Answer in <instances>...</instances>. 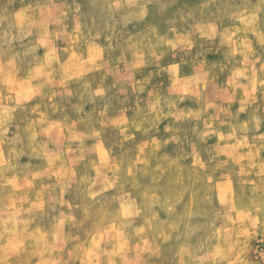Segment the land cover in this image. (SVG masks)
<instances>
[{
    "label": "clouds",
    "instance_id": "1",
    "mask_svg": "<svg viewBox=\"0 0 264 264\" xmlns=\"http://www.w3.org/2000/svg\"><path fill=\"white\" fill-rule=\"evenodd\" d=\"M0 264H264V0H0Z\"/></svg>",
    "mask_w": 264,
    "mask_h": 264
}]
</instances>
